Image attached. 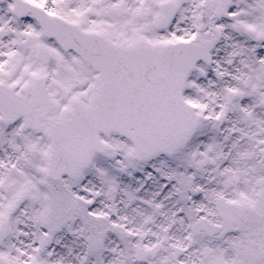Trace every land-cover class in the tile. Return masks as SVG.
Segmentation results:
<instances>
[{
  "label": "snow or ice",
  "instance_id": "snow-or-ice-1",
  "mask_svg": "<svg viewBox=\"0 0 264 264\" xmlns=\"http://www.w3.org/2000/svg\"><path fill=\"white\" fill-rule=\"evenodd\" d=\"M0 264H264V0H0Z\"/></svg>",
  "mask_w": 264,
  "mask_h": 264
}]
</instances>
